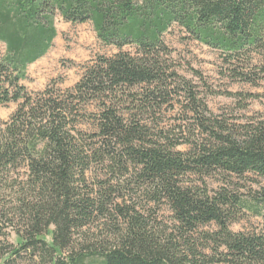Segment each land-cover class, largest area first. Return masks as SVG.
Listing matches in <instances>:
<instances>
[{
  "label": "trees",
  "instance_id": "1",
  "mask_svg": "<svg viewBox=\"0 0 264 264\" xmlns=\"http://www.w3.org/2000/svg\"><path fill=\"white\" fill-rule=\"evenodd\" d=\"M55 10L65 21L91 22L97 39L118 50L86 66L64 102L45 92L36 98L19 84L25 67L43 56L56 36ZM174 25L219 50L229 63L245 59L248 68L236 70V75L251 80L247 72L253 53L264 50V0H0V42L5 45L0 106L19 101L10 120L0 125V190L21 186L12 202L0 205V242L7 229L15 234L14 244L0 243V264H16L13 257L21 252H29L38 264L189 263L177 256L175 242L162 240L133 207L116 202L117 186L107 182L93 188L86 183L91 165L105 162L121 176L132 174L139 187L148 189L150 200L167 203L186 232L216 224L211 239L225 249L217 261L231 257L236 263L264 264V230L245 234L229 229L235 211L246 206L240 195L225 188L210 194L180 179L214 171L264 178V123L236 136L219 122L197 115L208 141L186 152L176 149L180 142L150 139L144 125L134 118L125 121L104 101L98 132L91 136L98 142L87 144L72 132L74 106H68L73 101L144 86V106L162 103L168 95L163 85L173 72L161 58L169 54L163 35ZM126 45L133 53L122 49ZM192 111H206V106ZM259 201L264 205V189ZM257 213L264 219V207ZM13 217L20 227H12ZM101 219L109 224L113 239L95 237L75 247L74 235Z\"/></svg>",
  "mask_w": 264,
  "mask_h": 264
},
{
  "label": "rangeland",
  "instance_id": "2",
  "mask_svg": "<svg viewBox=\"0 0 264 264\" xmlns=\"http://www.w3.org/2000/svg\"><path fill=\"white\" fill-rule=\"evenodd\" d=\"M53 25L56 36L50 47L43 56L25 67V79L19 84L33 96L36 95V98L45 92L64 102L86 66L99 57L113 55L118 50L114 46L102 44L89 21L71 23L65 21L55 10ZM163 42L169 54H162L161 58L166 61L168 70L173 72L172 76L167 77L166 85H163L168 95L162 103L148 108L144 106L140 95L144 86H124L101 99L79 103L73 101L68 108L74 106L70 116L74 134H80L87 144L98 142L97 137L91 136L98 132L97 118L104 101L106 105L115 108L125 121L134 118L144 125L150 139L166 144L180 142L176 149L186 152L208 141V135L197 123V115L206 117L209 119L207 122L213 124L219 122L236 136L242 135L260 122L264 123V50L253 53L247 72L251 80L247 81L248 78L241 79L236 75V70L248 68L245 67V59L244 62L229 63L224 60L219 50L200 43L175 25L163 35ZM122 49L131 50L133 53L130 45L123 46ZM4 53L5 45L0 42V56ZM188 90L195 102H192ZM18 106L19 101L6 102L0 106V125L10 120ZM196 106L200 109L206 106V111L195 113L192 110ZM107 164H92L86 172V183L93 188L107 182L117 186L119 189L115 193L116 202L133 207L150 223L152 232L162 240L166 238L175 242L177 256L186 257L189 260L187 264H241L231 257L226 261H217L218 258H223L220 253L225 252V249L211 239V235L218 230L216 224L199 225L193 231L186 232L174 219L167 203L150 200L148 189L139 187L132 174L121 176L115 167ZM180 179L184 185L206 188L210 194L221 188L235 190L246 206L240 212L235 211L233 220L228 224L229 229L245 234H258L264 230V219L257 213L264 207L259 201L264 189V178L253 173L236 177L214 171L211 175L203 176L188 173ZM19 188L21 186L12 190H0V205L11 201L12 194L19 191ZM17 218L13 217L11 220L13 228L21 225ZM108 225L103 219L95 221L83 229L82 233L74 235L73 245L79 247L81 244L90 243L89 240H94L95 237L112 240ZM13 232L7 229L6 235L1 239L3 246L11 242L14 244ZM14 258L16 264H38V259L31 257L29 252H21Z\"/></svg>",
  "mask_w": 264,
  "mask_h": 264
}]
</instances>
